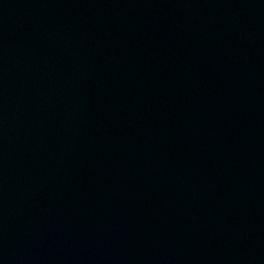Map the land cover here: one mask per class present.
Segmentation results:
<instances>
[{
	"label": "water",
	"instance_id": "95a60500",
	"mask_svg": "<svg viewBox=\"0 0 264 264\" xmlns=\"http://www.w3.org/2000/svg\"><path fill=\"white\" fill-rule=\"evenodd\" d=\"M0 264H264V0H0Z\"/></svg>",
	"mask_w": 264,
	"mask_h": 264
}]
</instances>
